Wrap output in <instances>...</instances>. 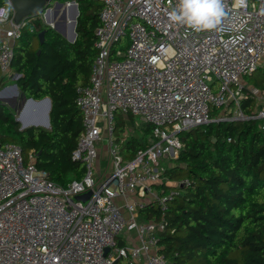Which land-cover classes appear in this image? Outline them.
<instances>
[{
	"label": "built area",
	"instance_id": "1",
	"mask_svg": "<svg viewBox=\"0 0 264 264\" xmlns=\"http://www.w3.org/2000/svg\"><path fill=\"white\" fill-rule=\"evenodd\" d=\"M94 1L102 5L96 55L89 83L76 90L82 132L71 153L85 173L61 186L36 167L34 153L25 160L18 144L0 146V264H167L159 233L168 200L188 180L161 188L168 179L159 158L178 156L179 133L210 122L258 119L264 129V89L241 82L264 67V0H222L220 23L201 32L170 21L179 0ZM10 7L0 5L3 75L28 24L15 22ZM123 36L126 47L114 49ZM247 96L252 114L240 106ZM117 111L151 126L146 146L128 160L119 152L126 129L116 141ZM101 135L107 163L94 175ZM88 190L87 199L75 198ZM152 201L161 216L142 219L139 209Z\"/></svg>",
	"mask_w": 264,
	"mask_h": 264
},
{
	"label": "trees",
	"instance_id": "2",
	"mask_svg": "<svg viewBox=\"0 0 264 264\" xmlns=\"http://www.w3.org/2000/svg\"><path fill=\"white\" fill-rule=\"evenodd\" d=\"M75 1L79 14L74 42L40 22L39 30H46L40 44L37 31L28 23L14 43L9 72H0V89L18 74L14 83L22 101L48 97L51 102L50 128L45 129L34 125L21 128L16 112L22 101L12 107L0 100V146L18 144L25 160L34 153L36 167L61 186L85 173V164L71 158L82 132L75 98L77 88L89 83L102 8L94 0ZM9 11L12 15L11 7ZM126 45L123 36L114 49ZM245 78H253L255 86L264 89V69ZM255 105L249 96L240 101L246 114H252ZM130 120H134L132 115L115 113L116 141ZM260 122L215 121L179 133L183 147L177 163L166 167L164 176L168 181L187 179L188 184L168 200L167 225L159 233V252L167 264H264V129ZM150 129L145 124L143 131ZM145 146L144 137L130 135L119 143V152L128 160ZM165 184L160 187H172ZM139 215L157 219L161 211L152 201L139 209Z\"/></svg>",
	"mask_w": 264,
	"mask_h": 264
},
{
	"label": "water",
	"instance_id": "3",
	"mask_svg": "<svg viewBox=\"0 0 264 264\" xmlns=\"http://www.w3.org/2000/svg\"><path fill=\"white\" fill-rule=\"evenodd\" d=\"M11 1V7L13 9V20L15 22L20 21L22 18L30 17L29 23L34 27V29L37 31V37L39 40V43H43L44 37H45V29H40V18L39 16H43L45 20V25L53 28L57 33H59L62 37H64L69 42H74L76 38V20L77 16L79 14L78 10V4L75 0H70L67 3L61 2L59 0H10ZM53 2V3H52ZM53 4L52 6H49V4ZM66 8L69 9V17L71 19L70 22H67L66 20ZM52 11L53 18L50 19L49 15ZM49 13V15H48ZM58 16V17H57ZM57 17V20L55 21V26L50 25V22L54 21V19ZM67 24L69 27V32L67 33ZM14 87L16 88V84H14ZM24 102L21 106V113L17 117V121L21 122V128L27 127V126H39V122L35 121H29L27 123L23 122L22 120V112L24 108L27 106L29 102L35 103L36 100L32 98H24ZM1 101H4L8 103L10 106L13 107V104L15 102V98H2L0 97ZM41 100L49 101L47 97L42 98ZM48 108V112H49ZM48 112L46 114V123L44 124L45 127H49V116ZM91 190H88L87 192L83 194L77 195L75 198L78 200H85L90 195ZM108 252V248L105 249V253ZM112 264H117V260H115Z\"/></svg>",
	"mask_w": 264,
	"mask_h": 264
},
{
	"label": "rangeland",
	"instance_id": "4",
	"mask_svg": "<svg viewBox=\"0 0 264 264\" xmlns=\"http://www.w3.org/2000/svg\"><path fill=\"white\" fill-rule=\"evenodd\" d=\"M52 5H53L52 3L49 4V6H52ZM57 17L54 19L53 22H55L57 20ZM29 18L30 17H25V20L29 22ZM39 18H40V20L43 23H45V20H44L43 16H39ZM52 18H53V15H52V17H50V19H52ZM53 22L51 23L52 25H53ZM124 37H125V40L127 42L128 37L127 36H124ZM258 69H262L263 70L264 67H260ZM14 80H16V79L11 78V81H10L9 85L12 86L13 84H15ZM241 82L244 85H249V86H254L255 85L253 78H250V79L249 78H245V79L242 78ZM10 93L15 95V96L16 95L18 96V89L16 88L15 91L10 89ZM21 101H22V98L19 97V99H18V101L16 103V106L18 104H21ZM41 107H42L43 112L42 113H38V111H36V104H34L32 102H29L27 104V106L24 108V110L22 112V115H23V118L25 119V121H27V122L35 120V119H39L41 121V125L40 126L42 128L46 129V127L44 126V124L46 123V117H45V113L44 112L48 108V104L44 103ZM21 111H22L21 108H19L18 111L16 112V117L19 116ZM220 112H221V110L218 111V113H220ZM130 121L131 122H128V124H127L126 132H125L127 134H125L124 136L135 135V136H138V137H144V133L145 132H143V129L145 127V124L140 122L139 120H135V121L134 120H130ZM101 138H102L101 141L98 142V144H96L97 151H98V156H97V159L95 161L94 168H93L94 175H97L98 170H100V171L102 170L103 171V169H104V167L106 166V163H107L108 153H107V142L105 140L106 135H101ZM176 158H177V156L175 158L173 157V159L172 158H168L166 156H163V157L159 158L160 165H163L165 167H172L173 165H175L177 163V161L175 160ZM167 182L168 183H172V184L174 183V181H167Z\"/></svg>",
	"mask_w": 264,
	"mask_h": 264
},
{
	"label": "clouds",
	"instance_id": "5",
	"mask_svg": "<svg viewBox=\"0 0 264 264\" xmlns=\"http://www.w3.org/2000/svg\"><path fill=\"white\" fill-rule=\"evenodd\" d=\"M223 15L222 0H179L178 8L169 14V19L201 32L215 29Z\"/></svg>",
	"mask_w": 264,
	"mask_h": 264
},
{
	"label": "crops",
	"instance_id": "6",
	"mask_svg": "<svg viewBox=\"0 0 264 264\" xmlns=\"http://www.w3.org/2000/svg\"><path fill=\"white\" fill-rule=\"evenodd\" d=\"M12 8V7H11ZM42 22V21H41ZM29 23V22H28ZM43 23V22H42ZM30 24V23H29ZM17 86V85H16ZM16 88L18 89V96L16 95H13V94H11L10 93V89H12V90H16ZM14 87V84L11 86V85H6V86H4L3 88H1L0 89V97H2V98H12V97H14L15 98V102H14V104H13V106L17 103V101H18V99H19V97L20 98H22V95H21V92L19 91V88H18V86L17 87ZM45 98V97H44ZM48 98V97H47ZM25 100V99H24ZM24 100L22 101V104H23V102H24ZM35 100V99H34ZM48 100L49 101H46V100H41V99H37L36 100V102L34 103V104H36V111H38V113H42L43 112V110H42V105L44 104V103H47L48 104V108L50 109V106H51V102H50V99L48 98ZM4 102V101H3ZM6 103V102H5ZM8 104V103H7ZM22 104H21V106H22ZM48 108L45 110V117H46V114H47V112H48ZM50 111V110H49ZM48 114H49V112H48ZM49 116V115H48ZM16 119H17V117H16ZM36 120V121H35ZM35 120H32V121H35V122H39V123H41V121L39 120V119H35ZM31 121V122H32ZM24 122V121H23ZM25 123H27V122H25ZM20 124H21V122H20ZM41 125V124H40ZM39 125V126H40ZM50 128V124H49V127H46V129H49ZM126 128H127V126H126ZM138 137V136H137ZM167 182V181H166ZM165 185H168V186H172V183H166Z\"/></svg>",
	"mask_w": 264,
	"mask_h": 264
},
{
	"label": "bare ground",
	"instance_id": "7",
	"mask_svg": "<svg viewBox=\"0 0 264 264\" xmlns=\"http://www.w3.org/2000/svg\"><path fill=\"white\" fill-rule=\"evenodd\" d=\"M68 10V11H67ZM48 15H49V13H48ZM50 17H52V11H51V13H50V15H49V18ZM66 20H67V22H70L71 21V19H70V17H69V9L68 8H66ZM53 22V21H52ZM52 22H50V25H52L51 23ZM53 25L55 26V22H53ZM52 25V26H53ZM69 32V27H68V24H67V33ZM22 120L24 121V122H27V121H25V119L23 118V115H22ZM47 121V120H46ZM40 124V123H39Z\"/></svg>",
	"mask_w": 264,
	"mask_h": 264
},
{
	"label": "flooded vegetation",
	"instance_id": "8",
	"mask_svg": "<svg viewBox=\"0 0 264 264\" xmlns=\"http://www.w3.org/2000/svg\"><path fill=\"white\" fill-rule=\"evenodd\" d=\"M53 3V2H52Z\"/></svg>",
	"mask_w": 264,
	"mask_h": 264
}]
</instances>
